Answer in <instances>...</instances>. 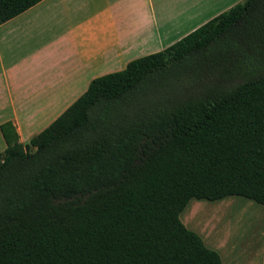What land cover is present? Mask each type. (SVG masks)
Masks as SVG:
<instances>
[{"label": "trees", "instance_id": "16d2710c", "mask_svg": "<svg viewBox=\"0 0 264 264\" xmlns=\"http://www.w3.org/2000/svg\"><path fill=\"white\" fill-rule=\"evenodd\" d=\"M40 1L0 0V25ZM262 12L264 0H244L92 80L26 144L3 124L0 264H221L179 216L192 199L235 196L264 207V58L248 62L231 39L241 26L243 44L264 42ZM224 49L256 74L239 60L245 77L232 89L181 102L147 96L187 66L203 65L207 77L233 63Z\"/></svg>", "mask_w": 264, "mask_h": 264}, {"label": "crops", "instance_id": "0c3cea01", "mask_svg": "<svg viewBox=\"0 0 264 264\" xmlns=\"http://www.w3.org/2000/svg\"><path fill=\"white\" fill-rule=\"evenodd\" d=\"M238 2L40 1L0 25V127L10 123L19 143H28L83 95L92 80L164 50ZM5 149L0 129V153ZM202 201L188 211V222L189 214L198 215ZM209 242L225 253L226 264L245 260L233 241ZM262 253L258 264H263L264 242Z\"/></svg>", "mask_w": 264, "mask_h": 264}, {"label": "rangeland", "instance_id": "374dc122", "mask_svg": "<svg viewBox=\"0 0 264 264\" xmlns=\"http://www.w3.org/2000/svg\"><path fill=\"white\" fill-rule=\"evenodd\" d=\"M243 1L239 0L238 3H242ZM263 16L264 13L262 12L261 17ZM245 36L246 30L241 26L238 27L236 34L231 38L232 43L245 47L244 53L248 62L252 63L260 60V58L263 59L264 42L261 41L262 37L260 35L252 37L250 43H246V46L243 44ZM221 52L226 54L231 53L226 49ZM233 55L230 54L233 63L227 62L221 64V66L216 68L214 73L208 74L207 77H205L207 71L203 65L200 71L187 66L180 71V75L172 78L169 77L163 86L158 84L160 81L151 84L146 90L147 96L150 97L148 91L152 93L165 92L166 96L162 98H171L173 101L178 100L181 102L192 94H203L217 89H232L234 86L240 84L245 77L242 69H235L233 64L239 62V60L244 63L247 62L241 56L235 57ZM242 67L252 71L251 77L256 74L255 67L249 63H245ZM197 201L194 199L190 200L179 216L181 222L188 229L200 234L205 245L213 250L215 249L206 244L210 240L222 238L224 242L233 241V244L239 247L241 257H245V260L239 259L241 264L253 261L257 264L260 263L263 254L262 244L264 242V207L248 199L235 196L213 202L203 200L198 215L191 218V214H189L190 223L186 220V215ZM215 251L220 255L222 263L226 264L225 253Z\"/></svg>", "mask_w": 264, "mask_h": 264}]
</instances>
